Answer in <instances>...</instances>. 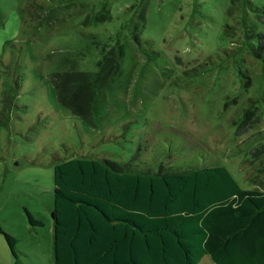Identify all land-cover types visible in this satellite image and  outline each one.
Masks as SVG:
<instances>
[{"label":"rangeland","instance_id":"obj_1","mask_svg":"<svg viewBox=\"0 0 264 264\" xmlns=\"http://www.w3.org/2000/svg\"><path fill=\"white\" fill-rule=\"evenodd\" d=\"M258 33L264 0H0V229L15 239L12 255L0 233V264H53V170L71 158L145 174L224 166L264 191ZM117 42L119 73L90 118L59 104L54 82L97 72Z\"/></svg>","mask_w":264,"mask_h":264},{"label":"trees","instance_id":"obj_2","mask_svg":"<svg viewBox=\"0 0 264 264\" xmlns=\"http://www.w3.org/2000/svg\"><path fill=\"white\" fill-rule=\"evenodd\" d=\"M250 37L264 66V34ZM116 45L97 72L54 82L59 104L90 118L95 90L119 73ZM127 167L88 158L54 166L53 264H199L205 256L214 264H264V191L242 189L224 166L156 174ZM0 233L15 255V239Z\"/></svg>","mask_w":264,"mask_h":264}]
</instances>
